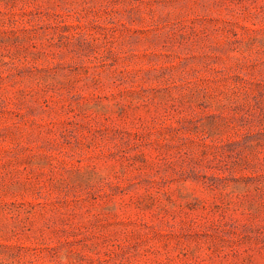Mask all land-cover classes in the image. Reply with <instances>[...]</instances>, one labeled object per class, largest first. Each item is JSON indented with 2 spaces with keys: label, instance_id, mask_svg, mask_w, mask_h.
Wrapping results in <instances>:
<instances>
[{
  "label": "rangeland",
  "instance_id": "374dc122",
  "mask_svg": "<svg viewBox=\"0 0 264 264\" xmlns=\"http://www.w3.org/2000/svg\"><path fill=\"white\" fill-rule=\"evenodd\" d=\"M0 264H264V0H0Z\"/></svg>",
  "mask_w": 264,
  "mask_h": 264
}]
</instances>
